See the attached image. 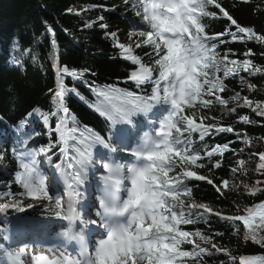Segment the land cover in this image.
Segmentation results:
<instances>
[{"label":"trees","instance_id":"1","mask_svg":"<svg viewBox=\"0 0 264 264\" xmlns=\"http://www.w3.org/2000/svg\"><path fill=\"white\" fill-rule=\"evenodd\" d=\"M215 2L221 5L236 24L251 28L255 36L264 37V0ZM78 8L81 10H77ZM210 10L215 15L207 21L209 28L206 35L213 36L226 29L236 31V26L215 7V3ZM102 24L107 27L102 28ZM134 26H138L137 18L131 11V4H126L125 0H0V204L8 205L5 211L0 212V246L3 248H21V245L28 242L25 234L39 230V227L35 228L31 223L23 221V217L36 220L47 217L59 219L55 214L58 211L53 203L55 199L43 203L45 199L27 195L20 182L24 173L22 160L31 157L34 151L45 154L43 150L50 149L47 155L57 154L56 159H62L60 133L56 130L60 122L59 100L56 95L58 72L63 73V69L68 68L69 71L83 73L79 79L62 75L69 127L70 130L73 127L77 129L74 134L70 131L71 159L78 155L74 149L80 144L77 138L81 132H90L91 140L98 138L104 144L115 146L121 151L117 136L112 131L114 126L123 130L122 118L135 125L132 120L134 116L140 118L141 111H148L147 105L152 102L148 98L153 95L152 88L156 87L153 81L158 73H153L152 81H145L137 86L131 73L138 72L139 65L126 58L124 48H131V54L149 67L154 62L155 54L149 46H135L139 38L129 35ZM112 33L116 34L115 37ZM222 39L227 43L218 45L217 52L221 58L224 59L225 53H229V60L250 58L262 72L255 76L241 72L239 76L225 79L227 92L221 95L230 101L228 108L236 109L231 116H221L223 109L215 104L211 110L201 109L193 117L199 123L201 114L215 116L222 126L231 125L239 136L220 134L206 138L209 149L216 143L232 142L231 149L223 157L217 155L213 158V162L221 161L220 169L209 171L211 165L202 160L199 162L204 163L205 167L189 165L186 170L204 175L216 185L227 179L230 188L231 168L236 167L238 160L246 159L244 152L256 153L254 159L257 164L255 171L246 175L244 185L248 188L242 193L235 194L222 189L226 192L222 196L206 180L196 181L194 177L187 183L194 189L195 202L208 204L212 213L229 217L245 216V211L264 202V193H257L255 196L248 194V189L257 186V181L264 182V175L256 170L259 164L258 154L264 153V116H257L252 108L239 105L247 98L252 101L253 107H264V39H261L262 42L254 39L248 41L246 34H238L235 41L231 37ZM249 49L251 57L244 55ZM218 75L222 76L223 73ZM241 76L245 83H241ZM110 88L120 89L125 94L131 93L132 97L118 94L106 100L104 95H98ZM236 93H240L238 101L232 99ZM134 97H143L146 103L136 107L131 103ZM106 105L114 107L116 114L110 111L102 115L101 111ZM188 111L185 108L181 114L188 115ZM53 112L58 113V117L53 116ZM45 115L49 117L47 124L44 123ZM245 115L249 117L248 124L239 121V117ZM22 125L25 126L24 129ZM134 131L137 130L134 128ZM193 137L198 147V134H193ZM255 142L259 145L254 147ZM91 157H95L97 161L106 158L102 144H92ZM259 187L264 188V183ZM19 203L22 211H17L14 207ZM20 212H23L18 220L20 230L8 240L6 220L9 215ZM262 212L264 209L259 208L253 213L248 221L250 226L259 224ZM207 215L209 220H201L195 225H181V230L207 234L222 251L214 257L201 256L199 260L195 257L180 259L190 264L193 261L195 264L197 261H201V264H241L239 256H246L252 261L249 264H256L257 258L264 257V246L254 242L251 237L245 239L250 228L244 226L243 220L221 221L219 216L211 213ZM42 228L46 227L42 225ZM216 233L222 235L217 236ZM261 234L264 235V231ZM198 239L196 237L194 241L198 242ZM200 243L211 249V246L202 241ZM192 247L190 244L181 245L184 251H191Z\"/></svg>","mask_w":264,"mask_h":264},{"label":"clouds","instance_id":"2","mask_svg":"<svg viewBox=\"0 0 264 264\" xmlns=\"http://www.w3.org/2000/svg\"><path fill=\"white\" fill-rule=\"evenodd\" d=\"M125 3L131 4L138 21L129 35L139 38L138 44L149 46L155 54L151 67L137 59L139 72L146 80L152 81L153 73H158L153 81L156 98L151 100L148 111L164 104L168 112L154 130L141 133L129 151L131 163L110 160L101 165L104 174L99 177L96 219L82 220L77 202H68L65 215L69 217V226L54 239L74 241L77 255L72 256L66 248L50 246L47 255L37 258L39 264H169L173 260L176 264H190L178 259L181 245L189 242L179 225L193 223L186 214L193 213L199 205L183 185V174L191 162L183 148H178L179 128L186 121L181 113L187 108L188 117L197 116L207 106L204 97L219 86L217 73L232 69L226 68L224 59L215 51L216 46L205 35L209 28L207 21L213 16L210 10L213 0H125ZM102 145L110 153L116 151L113 146ZM90 161L83 168L80 187L87 179L86 166ZM76 221L103 231L94 247L89 248L82 230H73ZM246 227L250 228L247 237L264 244L261 234L264 217L259 224ZM201 241L210 243L201 237L197 246ZM29 247L3 250L0 246V264H26L21 257ZM200 252L194 250L192 255Z\"/></svg>","mask_w":264,"mask_h":264},{"label":"snow or ice","instance_id":"3","mask_svg":"<svg viewBox=\"0 0 264 264\" xmlns=\"http://www.w3.org/2000/svg\"><path fill=\"white\" fill-rule=\"evenodd\" d=\"M215 3V7L219 8L221 12H223L224 16L227 17L229 20H231L232 24L236 26V31H231V30H225L224 32H219L216 33L213 36H209L206 35V37L208 39L211 40V43L214 44L215 47V51H217L218 45L221 43H227L226 40L222 39L223 37H231L233 41L238 39V34H246L247 35V40L250 41L253 39V37L255 36V34L253 33V30L251 28H246V27H242L238 24H236V21L233 20L228 13L221 7V5L219 3H216L215 0H213V4ZM127 4V3H126ZM215 14H213L214 16ZM101 19H103V17H101ZM102 28L107 27V25L102 24L101 25ZM49 31H51V29H49ZM115 33H112V36L115 37ZM255 38L257 40H261L264 39V37L261 36H255ZM53 46H55V41L53 40ZM137 48L141 47V45H139L138 43L135 45ZM121 47H123L121 45ZM124 52L127 53L126 58L132 60V62L136 65H139V63L137 62V57L133 56L131 54L132 50L131 48H124ZM234 54V53H232ZM245 56L247 57H251L252 53L251 50L249 49L247 52L244 53ZM229 53H225L224 56V63L226 65L227 69H232L230 71L226 70V71H221L223 73L222 76L218 75L217 73V80L219 81V86L218 87H214L212 89V92L210 95L205 96L204 97V102L207 104L206 107L202 108V109H209L211 110V108L215 105V104H219L222 107V112H221V116H231L233 113L236 112L235 108H228L227 105L230 103L229 100H226L224 98H222V93L227 92V86L225 84V79L229 78V77H235V76H239L241 72H246L248 73L249 76H255L258 73L262 72L261 68L256 67L253 63L252 60L249 59H244V60H236V59H232L229 60L228 59ZM140 68V65H139ZM69 75L71 77H73L74 79H79L83 73H77L76 71H69L68 68H64L63 69V73L58 72L57 73V85H58V91L56 93V95L58 97H62L64 94V90H63V79H62V75ZM131 78L133 80L136 81L137 86H139L140 84L144 83L145 81H150V80H146L141 74L140 72H132L131 73ZM241 83H245L244 77L241 76ZM251 85L249 84V88L251 89ZM93 91H96L95 89H93ZM152 93L153 95L151 97H149V100L155 99L156 98V87L152 88ZM123 95L125 97H132L131 93H121L120 89H114V88H110L106 91H101L100 93H98V95H104L106 100H109V98L111 96L114 95ZM209 97V98H206ZM210 97H214V99L210 98ZM233 100H239L240 99V93H236L235 96L232 97ZM222 101L223 103L218 102ZM131 103H133L134 106L139 107L141 103H146L145 98L143 97H134L131 100ZM150 106V105H147ZM240 107H250L252 108V111L256 113L257 116H264V107H261L260 105H257L255 107L252 106V101L245 98L243 100V104L239 105ZM65 112H67V109H64ZM110 112V108L106 105L104 107V109L101 111V114L104 115L105 113ZM53 116H57L58 117V113L53 112L52 113ZM186 116V121L185 124L183 126H181L179 128V135H180V143L178 145V148H183V153L184 155L188 158V160L191 162L190 165H195L197 168H201V167H205L206 165L204 163H201L199 161L202 160H206L208 162V164L211 165V168L209 169V171H211L212 169H220L222 167V163L220 160H216L215 162H213V158L216 157L217 155L223 157V155L228 152L231 149V141L228 142H224V143H216L215 146H212L209 149V144L207 143L206 138L209 137H215L217 135L220 134H235L237 136H239V133H236L234 128L231 125L228 126H222L219 121L217 120V118L215 116H208L206 114H201L200 115V122L197 123L193 117H188ZM58 119L60 120V122L57 124V132L60 133V143L63 145V147H61V158H62V163L55 165V167L57 168V170L59 171L60 169H65L64 172H61V175L67 177V179H70L71 181H73L72 184H69L68 186L70 188H76L78 187L81 183H82V173H83V168L84 166L87 164V162L91 159V147L93 143H100V144H104V141L99 140L98 138H96L95 140H91L90 137V132H81L80 136L77 138L80 142L79 146L76 147L74 150L78 153V155L75 157V159H68L67 157V141L70 138L66 132L64 131V129L67 126L68 120L66 117H58ZM49 120V117L47 115L44 116V123L47 124ZM207 121V123H205ZM239 121L244 123V124H248L250 123L249 117L247 115L245 116H241L239 117ZM71 133H76L77 129L75 127L71 128ZM193 134H198L199 136V141L200 144L197 147L196 146V141L194 140ZM50 150V149H49ZM49 150H43L45 151V155H46V159L48 162L53 163V159L51 155H47V151ZM234 151V149H232ZM243 151V150H241ZM179 155V153H178ZM253 156L257 155L256 153H252ZM258 158H259V164L257 166V171L261 174L264 175V153H259L258 154ZM36 162L35 157H32L31 163H22L21 167L24 169V173L23 175L20 177V182L23 184V187L25 189V193L29 196H36L37 198H43L46 200H52V198L49 196L46 187H45V181L43 178L40 177L39 174H37L34 170L32 165H34ZM239 164L243 165L244 164V160L240 159L239 160ZM68 170H71L70 172ZM241 169H239L238 167H232L231 168V173L235 174L238 171H240ZM183 185L189 189L191 191L192 196H194V189L192 186H190L187 181L190 178H195L196 181H207V184L212 185L213 188H215V190L220 193V195H226V192L222 191V189H227L228 191H232L233 189H230L228 187L229 185V181L227 179L223 180L222 183L220 185H216L212 179L207 178L204 175H196L193 171H185V173L183 174ZM67 179H66V183H67ZM33 181H35V185H38V187H36L35 185H33ZM261 183H264L262 181H257V186L248 189V194L250 196H255L257 195V193H264V188L259 187V185ZM245 188H248L247 185H245ZM33 189V190H30ZM77 195L79 196V193L77 192ZM71 201V200H70ZM56 209H61V200L60 199H55L53 201ZM199 205V207L195 208V211L193 213L190 214H186L188 216V218L190 220H193V223H183L179 225L181 234H187L189 237V242L185 243V244H190L193 245L192 250L191 251H184L181 249H179V251L181 252V256L178 257L179 260H183L180 258L183 257H195L197 260H199V258L201 256L207 255L208 257H214L216 256V254L220 253L222 251L221 247H218L215 243L212 242V240L209 238V236L207 234H202L200 231H188V230H181V225H195L197 224L199 221L201 220H209L210 217L209 213H211L212 215H216L219 216V219L221 221H239V220H243L244 221V226L246 227L249 223V218L252 217L253 215V210L249 209V215L248 216H221L219 213H212V209L210 208V206L206 203H197ZM8 207V205H2L0 204V212L5 211V209ZM14 207H16L17 211H22L23 209L20 208L19 206L14 205ZM258 207L260 209H264V202H261ZM202 210V211H201ZM66 211L60 210V211H56V215L62 219H66L68 220L69 217L65 215ZM264 217V212H262L260 214V218ZM247 228V227H246ZM70 231V229H69ZM193 233H195L196 235L193 236ZM217 236L222 235L221 233H216ZM207 238L208 241H210V243H208L207 245H211V249H214V251H212L211 249H209L208 247L203 246L201 243H199V246H197V242L194 241V238ZM248 237L245 236V239H247ZM254 242H256L253 239ZM257 243V242H256ZM183 244V245H185ZM261 244V243H259ZM262 246H264V244H261ZM200 249H203V252H200ZM196 252H200L199 255H192L193 251ZM185 261V260H183ZM169 264H176V261H170ZM193 264H195V261H193ZM241 264H243V261H241ZM256 264H264V257H259L257 258Z\"/></svg>","mask_w":264,"mask_h":264},{"label":"rangeland","instance_id":"4","mask_svg":"<svg viewBox=\"0 0 264 264\" xmlns=\"http://www.w3.org/2000/svg\"><path fill=\"white\" fill-rule=\"evenodd\" d=\"M77 10H81L80 8H78ZM258 142H255L253 144V146H258ZM244 155L246 156V159H244V164L240 165L239 164V160L236 163V167H238L239 169H241L240 171H238L235 174H231V182H230V189H233L230 192H233L235 194L237 193H242L246 191L245 188V179H246V175H249L251 173H253L255 171V167H256V160L254 159V156L252 155V153H246L244 152ZM93 204V202H92ZM16 205H20V204H16ZM259 208H257L256 210H258ZM254 210L253 213L256 211ZM245 216L249 215V212L245 211ZM18 223L17 222H10L9 224H7V228L14 232V230L17 229ZM41 255L40 251H33L31 252L30 256L31 257H27L26 255L24 257H21L22 260H24L26 262V264H39L38 261V257Z\"/></svg>","mask_w":264,"mask_h":264},{"label":"bare ground","instance_id":"5","mask_svg":"<svg viewBox=\"0 0 264 264\" xmlns=\"http://www.w3.org/2000/svg\"><path fill=\"white\" fill-rule=\"evenodd\" d=\"M241 261H246L245 260V257H241V256H239V263H241ZM248 264V263H247Z\"/></svg>","mask_w":264,"mask_h":264}]
</instances>
